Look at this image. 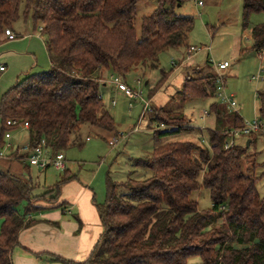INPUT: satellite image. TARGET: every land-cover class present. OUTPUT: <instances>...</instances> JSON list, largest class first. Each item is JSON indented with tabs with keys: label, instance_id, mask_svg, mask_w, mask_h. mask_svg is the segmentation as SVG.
<instances>
[{
	"label": "trees",
	"instance_id": "obj_1",
	"mask_svg": "<svg viewBox=\"0 0 264 264\" xmlns=\"http://www.w3.org/2000/svg\"><path fill=\"white\" fill-rule=\"evenodd\" d=\"M138 1L0 0V43L23 10L35 30L42 27L51 62L48 71L26 74L2 96L0 149L6 145V133L14 130L7 125L10 120L29 124L31 148L45 140L53 153L82 148L84 126L117 135L115 119L101 98L104 83L116 76L126 82L130 73L142 68L158 69L160 54L184 46L195 25L193 17L176 12L187 0H157L154 13L143 18L139 34L135 26ZM242 1L246 29L251 15L264 13V0ZM252 35L254 51L263 53L264 27L253 28ZM162 74L164 79L168 75ZM216 93L215 74L188 76L182 98L187 102ZM260 98L264 117V94ZM211 110L217 124L228 113L218 103ZM149 113L148 127L159 125L154 132L156 147L149 156L136 159L134 166L148 169L151 177L122 183L107 177L105 202L97 205L103 232L90 257L73 263L52 255V261L264 264V196L257 191L259 177L247 174L243 166L255 134L249 136V148L246 143L225 149L231 131L244 127L243 118L234 112L229 128L207 130L209 148H205L191 141L159 144L193 128L181 112L160 108ZM257 166L253 164V169ZM24 170L29 171L28 165ZM69 173L66 169L61 181L34 195L36 186L30 176L0 167V264H14L20 233L35 223L28 217L47 210L39 201L58 202L61 187L77 179ZM202 187L210 191L212 207L207 211H200L192 199ZM23 202L27 207L22 214L18 208Z\"/></svg>",
	"mask_w": 264,
	"mask_h": 264
},
{
	"label": "rangeland",
	"instance_id": "obj_2",
	"mask_svg": "<svg viewBox=\"0 0 264 264\" xmlns=\"http://www.w3.org/2000/svg\"><path fill=\"white\" fill-rule=\"evenodd\" d=\"M200 1L203 2V6H199L196 0H187L176 8L179 15L193 17L195 21L194 29L189 34L186 44L161 53L158 69L142 68L127 76L125 83L133 91L141 94L144 102L139 98H127L118 91L116 85L109 88L102 87L104 106L114 117L117 132L123 135L119 144L115 148L110 147L109 141L113 134L95 127L84 126L82 133L85 145L82 148L73 147L65 152L71 176H76L79 182L93 189L98 205L103 204L106 199L107 177L114 182L122 183L129 178L145 180L152 175L148 169L134 166L136 159L149 156L156 147L154 132L158 130L159 125L154 123L151 128L148 127L151 113L140 119L145 102H148L152 109L164 108L183 113L188 119V125L193 128L189 132L164 138L159 144L191 141L209 148L207 130L215 129L217 126L220 129L229 128L235 111L222 104L218 93L210 98L183 101L182 89L188 76H206L214 72L217 78L222 77L226 94L235 97L237 103L235 110L243 118L244 125L258 118L264 123V117L260 113L263 105L260 94H264V59L253 49L252 35L253 28L264 27V13L251 15L248 28L245 29L242 0ZM156 8L157 0L138 1L135 26L139 34L143 18L152 15ZM21 13L20 19L13 27L19 35L17 42L22 43L16 46L11 42L0 44V64L8 65V71L0 75V102L2 96L16 84L17 79H22L28 72L40 73L48 71L51 67L48 54L42 47L43 42L39 39L40 36L44 37L40 30L41 26L34 30L31 17L25 18L23 10ZM31 25L33 28L30 30ZM26 32L37 36L40 41L28 45L23 39ZM190 48L195 50L190 53ZM223 62L231 64V67L224 72L217 67ZM261 70L263 76L259 74ZM163 72L168 74L165 79ZM110 83L112 84L111 80ZM152 90H155L153 95H151ZM114 101L116 105H113ZM215 103L228 111L219 124L215 112L211 110V106ZM130 104L133 105L132 108ZM205 112L210 115L205 116ZM12 135V139L6 141V145L0 149L5 155L0 158V167L6 164L8 165L6 169H10L11 164L15 167L12 173L26 178L30 176L36 186L34 195H42L49 187L61 181L64 177L60 175L61 172L53 168L45 171L31 166L27 160L19 159L20 156L26 155L24 148L29 145L28 131L19 130ZM253 137L255 144L243 158V166L247 174H255L259 177L257 191L263 197L264 130ZM248 140V136H237L230 137L228 142L233 141L236 145L243 146ZM9 143L12 147L7 146ZM255 163L258 166L253 169ZM26 165L30 168L29 173L24 170ZM248 170L251 172L248 173ZM192 199L198 203L200 211H207L212 207L208 189L200 188L192 194ZM26 207L27 202H23L18 208L20 213L23 214Z\"/></svg>",
	"mask_w": 264,
	"mask_h": 264
},
{
	"label": "crops",
	"instance_id": "obj_3",
	"mask_svg": "<svg viewBox=\"0 0 264 264\" xmlns=\"http://www.w3.org/2000/svg\"><path fill=\"white\" fill-rule=\"evenodd\" d=\"M29 28L31 30L32 25ZM11 30L19 36L14 27ZM36 37L26 32L23 39L28 45L41 39L43 42V45H41L46 50L44 37L40 36L39 39ZM17 39L9 40L4 36V38H1V43L11 42L13 46H16L22 43L17 42ZM263 55L264 52L259 53L262 59H264ZM49 63L51 66L50 60ZM0 65L6 66V71L2 73L5 74L8 71V65L4 63ZM212 73L214 74V72ZM259 74L263 76V71L261 70ZM110 80L111 78L104 83L103 87H113L115 84L113 82L111 84ZM7 167L8 165L5 164L1 169L10 170L11 172L15 169L11 164L10 169H6ZM67 170H69L68 167ZM29 171L27 172L29 173ZM60 175H63V172ZM69 176L71 177L70 173ZM37 204L42 208H47V210L34 213L28 217L34 220L35 223L20 233V246L13 253L14 264H64L52 261V255L69 262L84 263L90 257L103 232L93 189L89 185H83L76 179L61 187L59 200L56 204H48L43 201H39ZM60 204L64 205L57 207Z\"/></svg>",
	"mask_w": 264,
	"mask_h": 264
},
{
	"label": "built area",
	"instance_id": "obj_4",
	"mask_svg": "<svg viewBox=\"0 0 264 264\" xmlns=\"http://www.w3.org/2000/svg\"><path fill=\"white\" fill-rule=\"evenodd\" d=\"M199 6H203L202 1L196 0ZM40 30L42 31V27H40ZM4 36L8 38L9 40H16L18 36L11 30V29H6ZM191 52L194 51L195 49L191 48ZM218 69L220 71H225L231 67V64L228 62H223L219 63L217 65ZM6 71V66L0 65V74L4 73ZM111 81L113 84L117 86V89L119 92L123 93L124 96H126L129 99H136L139 98L143 102V98L141 94L136 93L133 91L125 82L120 80L119 77H111ZM217 93L218 96L222 100V104H225L228 106V108L233 109L236 113H238L235 109L237 108V103L235 101V97L232 95L226 94L225 91V86L222 77L217 78ZM103 99V97L101 96ZM113 105H116V102H113ZM132 104H130V108H132ZM152 111V108H150L149 103L145 102V107L144 111L141 115V120L144 119V116L148 114L149 112ZM205 116H209L210 113L205 112ZM7 125L9 127L14 128L13 131H8L5 135L6 141L8 142L9 140L12 139L13 135L12 133L15 131L19 130H28L29 124L28 123H23L18 120H10L7 122ZM162 128H165L164 125H162ZM138 129V128H137ZM264 130V123L262 122L261 119H255L252 123L248 125H244V127L240 130H233L231 131V136L230 137H237V136H251L253 134H257ZM120 137L123 138V135H120L117 133V135L111 137V140L109 141V146L112 148H115L120 141ZM8 147H12V145L9 143L7 145ZM236 146L235 142H227L225 144V149H230ZM24 151L26 152V157L25 160L29 162L31 166L38 167L42 170H46L48 168H53L58 172H64L67 169V159L65 156L64 152L60 153H53L51 148L48 147V144L45 140H41L39 144L36 145V147L31 148L30 144L24 148ZM5 157V155L0 152V158Z\"/></svg>",
	"mask_w": 264,
	"mask_h": 264
},
{
	"label": "water",
	"instance_id": "obj_5",
	"mask_svg": "<svg viewBox=\"0 0 264 264\" xmlns=\"http://www.w3.org/2000/svg\"><path fill=\"white\" fill-rule=\"evenodd\" d=\"M250 141L251 140H248V142H247V148H249V146H250Z\"/></svg>",
	"mask_w": 264,
	"mask_h": 264
}]
</instances>
